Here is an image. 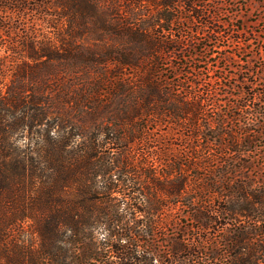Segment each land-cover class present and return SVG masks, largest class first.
Instances as JSON below:
<instances>
[{
	"label": "trees",
	"instance_id": "1",
	"mask_svg": "<svg viewBox=\"0 0 264 264\" xmlns=\"http://www.w3.org/2000/svg\"><path fill=\"white\" fill-rule=\"evenodd\" d=\"M1 4L15 14L18 26H30L32 33L16 50L21 61L11 80L0 87V264H95L98 252L89 247L90 233L85 231L97 225L107 230V246L124 241L115 248L118 260L108 264H150L138 242H147L151 228L145 226L141 239L131 234L132 227L122 235L119 228L127 221L122 222L116 211L104 212L96 201L104 199V204L113 192L136 193L135 198L158 190L185 192L178 178L181 164L160 162L156 171L144 157L140 171L134 170L138 164L129 155L131 143L146 139L150 124L170 123L186 131V138L199 137L205 150L202 159L208 163L221 156L210 152V143L224 136L216 127L223 119L213 122L206 115L214 106L220 113L222 86L214 87L218 78L200 67L189 71L176 62L189 58L183 55L188 47L194 50L190 57L198 60L202 52L198 53L195 41L201 42L196 36L210 41L221 33L219 12L209 11L201 0H0ZM35 11L46 18L54 34L52 44L35 40L36 22L28 17ZM184 21L193 26L187 25L188 35L182 37V28L176 32L173 27ZM200 47L210 49L206 44ZM163 65L174 73L171 78L161 77ZM256 97L253 93L251 100ZM248 105L236 107L246 112ZM91 127L104 133L101 141L89 139ZM26 130L34 135L20 149L16 137ZM251 141L248 136L245 143ZM235 143L239 142L230 138L221 149ZM215 185L211 191L219 196ZM251 187L246 181H232L221 198L226 205L215 210L242 224L231 236L230 264L264 263V184L258 191ZM20 228L31 239L36 236L38 245L19 238L15 233Z\"/></svg>",
	"mask_w": 264,
	"mask_h": 264
},
{
	"label": "rangeland",
	"instance_id": "2",
	"mask_svg": "<svg viewBox=\"0 0 264 264\" xmlns=\"http://www.w3.org/2000/svg\"><path fill=\"white\" fill-rule=\"evenodd\" d=\"M201 2L209 11L219 12L221 35L214 36L210 41H201L202 37L196 36L201 42L198 45L195 41L198 53L202 52L198 58L200 61L190 57L194 50L188 47L183 55L189 58L185 57L176 62L182 63L189 71L200 67L202 72L218 78L214 87L222 86L218 88L220 113L217 114L214 106L206 115L213 122L219 116L223 119L216 127L221 128L219 132L224 133V136L217 137L215 143H210V152H221V156L212 157L208 163L202 159L205 150L200 148L199 137L186 138V131L177 130L170 123L159 126L150 124L147 138L131 143L129 155L132 156L134 164H138L134 170L140 171L139 162L142 163L144 157L148 164L155 166L156 171L160 170V162L181 164L182 176L178 178L182 179L185 192L182 190V195H175L158 190L155 195L145 194L143 198H135L137 194L132 192H113L104 204V199L96 201L97 206L104 212L116 211L122 222L127 221L119 228L122 235L127 234V227H132L131 234L141 239L140 235L145 226L151 228L150 234L144 238L147 242H138L139 248L148 252L150 264H230L234 251L229 252L231 236L242 224L229 215H218L215 210L226 205L221 198L227 194L225 190L232 181L249 182L254 191H258L259 186L264 184V0ZM31 14L29 13L28 17L36 22L35 40L39 43L55 42L46 18H42L36 11L35 15ZM186 14L183 11L182 15ZM15 22V14L8 6L1 4L0 87L11 80L12 71L21 61L16 50L25 41L26 36L32 33L30 26H18ZM187 25L193 26L184 21L182 26L175 25L173 28L176 32L182 28V37H185L188 35ZM228 33L232 37L226 36ZM236 38H239V42ZM80 41L89 43V40ZM204 44L210 49L203 51L200 46ZM162 68L165 69L161 75L163 79L173 76L174 73L168 70V65H163ZM179 76L181 79L184 77L182 73ZM170 80L167 79L168 82ZM171 82L176 84V81ZM253 93L258 94V97L251 100ZM246 103H249L246 112L236 107V104ZM92 129L91 127L87 132L89 139L101 141L104 133ZM32 135L34 133L31 134L28 130L23 136L15 135V145L20 149L25 147ZM248 136L252 140L250 144L245 143ZM230 138L239 143L231 145L230 149H221ZM196 139H199L198 142ZM224 172H227V175L222 177ZM214 183L216 189L221 190L219 196L211 191L210 186ZM142 200L145 204H140ZM104 205L111 207L103 208ZM154 206H157V209H154ZM200 213L206 217H197ZM131 216L132 219H129ZM204 220L208 221L207 225L203 224ZM25 229L20 228L15 234L37 246L38 238H29ZM85 232L90 233L89 247L96 248L98 252L97 261L92 262L108 264L118 260L115 248H119L124 241H113V246H107L104 242L108 234L103 225L91 227ZM91 244H94V247ZM255 264L264 263L259 260Z\"/></svg>",
	"mask_w": 264,
	"mask_h": 264
}]
</instances>
